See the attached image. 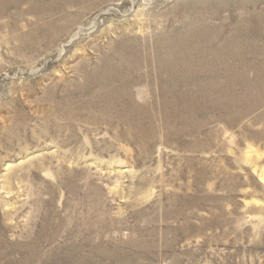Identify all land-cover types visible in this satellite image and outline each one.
<instances>
[{
  "label": "rangeland",
  "instance_id": "obj_1",
  "mask_svg": "<svg viewBox=\"0 0 264 264\" xmlns=\"http://www.w3.org/2000/svg\"><path fill=\"white\" fill-rule=\"evenodd\" d=\"M82 258L264 264V0H0V264Z\"/></svg>",
  "mask_w": 264,
  "mask_h": 264
},
{
  "label": "bare ground",
  "instance_id": "obj_2",
  "mask_svg": "<svg viewBox=\"0 0 264 264\" xmlns=\"http://www.w3.org/2000/svg\"><path fill=\"white\" fill-rule=\"evenodd\" d=\"M189 74H190V71H189ZM187 75H188V73H187ZM80 261H81L82 264H84L87 260L84 261L83 258H82ZM71 263L75 264L74 262H71ZM81 263L78 262V263H76V264H81Z\"/></svg>",
  "mask_w": 264,
  "mask_h": 264
}]
</instances>
